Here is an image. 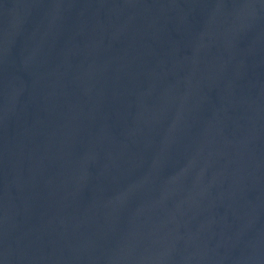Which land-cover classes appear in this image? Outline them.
Masks as SVG:
<instances>
[{"label":"water","instance_id":"obj_1","mask_svg":"<svg viewBox=\"0 0 264 264\" xmlns=\"http://www.w3.org/2000/svg\"><path fill=\"white\" fill-rule=\"evenodd\" d=\"M0 264H264V0H0Z\"/></svg>","mask_w":264,"mask_h":264}]
</instances>
